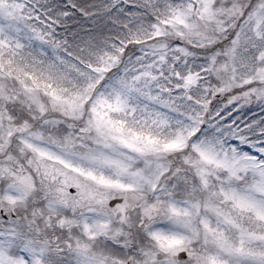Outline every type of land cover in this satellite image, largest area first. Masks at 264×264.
<instances>
[{"label":"snow or ice","instance_id":"1","mask_svg":"<svg viewBox=\"0 0 264 264\" xmlns=\"http://www.w3.org/2000/svg\"><path fill=\"white\" fill-rule=\"evenodd\" d=\"M0 264H264V0H0Z\"/></svg>","mask_w":264,"mask_h":264}]
</instances>
